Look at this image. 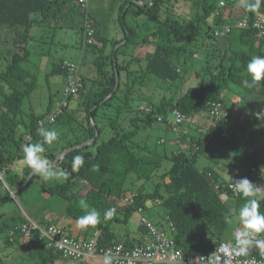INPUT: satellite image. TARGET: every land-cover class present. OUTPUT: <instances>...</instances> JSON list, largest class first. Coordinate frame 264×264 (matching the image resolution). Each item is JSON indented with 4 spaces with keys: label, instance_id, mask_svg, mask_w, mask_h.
Returning <instances> with one entry per match:
<instances>
[{
    "label": "trees",
    "instance_id": "trees-1",
    "mask_svg": "<svg viewBox=\"0 0 264 264\" xmlns=\"http://www.w3.org/2000/svg\"><path fill=\"white\" fill-rule=\"evenodd\" d=\"M69 1L0 0V33H2L0 46L6 47L9 44L7 49L0 51V172L4 173L3 180L10 188L20 186L31 173L29 168H24L21 175L12 170V165L23 157V147L43 140L38 134L40 128L37 123L40 118H44V115L31 118L25 125V133L20 132V122L17 119L23 97L31 89V86L24 90L18 89L20 82L27 76L21 70L20 63L30 54L27 47L30 38L28 33L32 27L37 24L42 25L50 16L56 19L61 16L63 19L69 14L66 11ZM165 1L151 0L149 4V1L143 0H123L118 7L117 17L124 32L123 39L107 40L97 36V31L91 28L93 30L91 43L85 42V46L92 47L91 53L97 60L94 79L91 84L85 86L84 78L80 75L78 92L68 98L67 107L52 123H59L65 128L66 140L63 144H57L52 148L44 144L45 151L42 155L53 163L56 156L65 149L90 142L93 138L94 140L89 145L72 148L56 161L55 165L66 174L63 182L50 185L39 176L32 175L28 184L36 182L45 193L63 198L67 202L66 217L70 219L78 220L80 216L86 214L85 209L78 204L79 200L84 199L90 208L100 213V222L94 226L81 228V238H86L96 230L100 232L101 244L113 245L118 242L114 239L111 219H105L104 214L107 209L112 208L109 204L111 198L119 200L131 194L125 187L128 175L134 174L143 180L152 177L167 178L165 182L158 181L155 184L156 191L160 185H163L165 196L137 194L135 204L124 210L123 217L126 219L133 209L143 207L145 200L151 198L163 207L164 220L167 226L170 224L174 227L171 236L179 248L189 254H208L215 245L223 241L222 235L229 225L225 222V216L229 214L230 209L238 210L244 200L238 195L230 205L221 202L218 197L221 190L215 189L212 184L218 175L210 168L199 170L195 165L197 156L212 144L230 146L233 138L247 142L257 136L264 138V113L261 117H257L258 113L264 112V80L250 89L242 84L248 61L256 55L264 57V36L257 37L250 29L235 27H231L226 35L213 36V27L206 24V20H212L211 22L218 25L222 12L235 0L231 2L228 0L225 7H219V0H212L211 3L203 0L194 11V19L191 22L195 25L189 29L186 28L187 25L189 26V21H180L172 15L169 16L174 4L164 7ZM255 2L256 0H253L250 3ZM133 6L137 11L132 10ZM262 10L263 3L255 11L244 9L243 18L252 19L256 12ZM161 11L165 12L164 15L162 14L163 18L157 19ZM215 11L219 12V17L213 16ZM129 14L132 18L146 14L157 21L152 25L154 30L148 32L142 39L146 43L152 42L153 50L146 52L142 57L133 55L129 62L124 63L118 61L117 57L121 46L137 43L138 26L130 27L127 24L126 17ZM86 20L89 24L90 21ZM202 23H205V28L201 31ZM79 30L83 32L84 22ZM124 40L125 42L120 44ZM96 43L99 46H96ZM107 45L111 47L109 53L106 52ZM5 53L8 59L3 63L2 58ZM131 64L138 68L130 71ZM178 66L180 69L177 68ZM123 69L128 73H136V79L152 75L159 83L168 85L179 80L185 81L193 74L200 80V84L196 87H187L175 100L163 94L158 104H147L150 111H143V117L130 118V124L134 126L133 130L124 131L121 127H115L113 135L107 141L98 144L101 129L95 123L94 117L100 106L109 105L111 99L116 96L120 87L119 74ZM53 71L61 73L64 77L59 64L54 63ZM116 73L118 85L112 93ZM229 83L241 88L240 98L247 102L249 107L245 122L239 126L232 122L230 112V123L227 126L214 124L207 115L209 103H222L218 95H209L208 91ZM111 93L112 95L109 96ZM256 104H259L260 108H256ZM127 105L128 99L125 95L124 106ZM145 106L141 110H144ZM173 109L183 113L186 118L202 111L209 119L207 128L209 137L202 133L181 135L180 141L185 140L187 148L185 149V146L181 148L180 143L175 140L174 144L180 147L171 151L170 156L158 154L139 145H131L132 137L139 130L141 122L168 125L165 117ZM159 116L163 117L161 122L157 121ZM224 130L231 131L232 135L221 138L220 133ZM95 131L98 133L96 136ZM62 137L59 134L58 138ZM78 155L83 156L84 164L78 170H74L73 158ZM254 157L255 152L252 151L249 169L253 165L257 166ZM164 160L170 161V166L159 174ZM207 173H210L211 177H208ZM258 173L259 170L256 172L257 176L255 174L252 179L258 177ZM156 191L153 193L156 194ZM5 198L7 197L3 199ZM260 211L264 213V199L261 201ZM112 219L120 220L118 217ZM157 226L165 228L160 224ZM140 227L143 230L141 225ZM15 233L17 235L13 236L12 243H21L18 230ZM231 242H234V234L231 236ZM124 244L129 245L125 242ZM30 256L35 258L32 264L53 263L60 258L53 250L33 243Z\"/></svg>",
    "mask_w": 264,
    "mask_h": 264
},
{
    "label": "rangeland",
    "instance_id": "rangeland-1",
    "mask_svg": "<svg viewBox=\"0 0 264 264\" xmlns=\"http://www.w3.org/2000/svg\"><path fill=\"white\" fill-rule=\"evenodd\" d=\"M123 0H87L85 7H81L78 0H70L66 7V11L69 13L63 19L59 16L57 19L48 17L42 25L37 24L32 27L28 35L30 36L27 47L29 49V56L27 59L20 63L21 70L27 74L26 77L18 85V89L24 90L28 86L31 89L23 97L20 111L17 119L20 122V132L25 133V125L29 123L33 117H41L44 115V120L48 113H50L55 106L64 98V77L61 73L53 71L54 63L60 65L63 60L73 61L79 64L80 75L83 76L85 86L91 84L95 76V61L96 57L91 53V46L86 45L83 39V32L79 30L80 25L88 19L90 22V28L97 31V36L106 38L107 40H120L124 38V32L120 28L118 17V7ZM149 0H145L148 2ZM203 0H166L163 6L174 4L170 10V15L176 17V19L189 21V26L186 28L194 27V23L191 22L194 19L195 9L202 4ZM209 3L212 0H207ZM169 2V3H168ZM199 3V4H198ZM195 6V7H194ZM133 11H137V8L133 6ZM165 13V12H164ZM164 13L160 12L159 17L163 18ZM163 14V15H162ZM86 17V18H85ZM157 20L149 18L146 14H141L138 17L132 18L129 14L126 17V22L130 27L138 26V33L136 36L137 43H128L126 46H121L120 52L117 53L118 61L129 62L131 56L142 57L146 52L153 50V43H146L142 41L143 36L148 32L154 30L152 25ZM212 20L207 19L206 24L212 25ZM146 22V24H144ZM142 26V27H141ZM205 28V23L201 24V31ZM2 32V31H1ZM2 33H0L1 36ZM2 41V40H0ZM122 41L120 44L124 43ZM0 46V51L7 49ZM96 46H99L96 43ZM2 49V50H1ZM111 50L110 45H107L106 52ZM4 54L3 63L6 62L8 56ZM197 59V58H195ZM138 66L131 64L130 71L137 69ZM180 69V67H177ZM200 84V80L191 74L185 81H176L170 85L159 83L152 75H147L145 78H137L136 73L126 72L125 69L120 71L119 74V90L115 97L110 101L109 105L100 106L95 117V123L100 127L101 133L97 141L98 144L107 141L114 133L115 127H121L124 131H130L134 129V126L130 124V118L143 117V106L147 107L151 104H158L159 98L164 94L166 97H172L175 100L187 87H196ZM168 86L170 87L168 89ZM209 95H218L221 101L229 112L231 113L232 122L239 126L245 122L249 107L247 102H244L240 96L242 90L240 87L229 83L227 85L220 86L216 90H209ZM125 95H127L128 105L124 106ZM50 102V108L48 104ZM256 108H260V105L256 104ZM139 109V110H138ZM145 112V111H144ZM169 120L172 119L171 114H167ZM189 129V133L198 134L202 133L208 136L207 128L209 125V119L202 112L198 111L192 116H189L185 122ZM41 127L47 129H55L62 138H58L53 144L48 145L49 148L57 146V144H63L66 140L67 131L59 123L48 124L45 123ZM39 126V128H41ZM65 136V137H64ZM25 137V136H24ZM71 136H69L70 138ZM26 138L27 135H26ZM176 136L171 127L165 123H153L148 124L141 122L139 124V130L132 137L131 145L144 147L148 150H154L158 154H165L170 156L171 151H175L176 146L174 141ZM185 140L180 141L181 148H187ZM135 148V147H134ZM255 152V161L257 166L256 172L259 170L258 177L264 181V138L263 136H257L251 141H243L240 138H233L230 146L224 147L220 144H212L205 151L197 156L196 167L201 170L204 168H210L214 170L216 175L224 177L226 182H230V178L235 177L237 173H245L249 169L250 154ZM21 163L22 158L17 160ZM170 161L164 160L160 168L162 170L168 169ZM258 167V168H257ZM56 171H61L59 166H54ZM221 173V174H220ZM257 176V174H256ZM255 178H258L256 177ZM254 178V179H255ZM66 176L60 177L56 180L47 181L48 184L53 185L63 182ZM167 178L152 177L146 180L137 178L134 174H130L125 182V187L130 191V195L133 194H154L159 196H165L166 192L163 185L155 190L156 182H165ZM32 184H37L32 182ZM163 184V183H161ZM40 186L39 184H37ZM156 191V194L153 193ZM9 192L5 188V182L0 178V197H7ZM258 199L264 198V194L258 195ZM63 199V198H62ZM15 202H18L19 195H15ZM61 200V199H59ZM122 199L114 200L110 199L109 204L112 208H115V215L112 217H118L120 220H114L111 218L110 225L113 229L114 239L120 243L134 244L136 241L142 242L145 233L140 227V217H146L151 223L155 225H162L167 227V222L164 220V209L160 203L152 201L151 198H147L142 207V212H138L133 209L129 216L125 219L121 214ZM159 201V198H158ZM62 202V200H61ZM60 203V201L58 202ZM17 204V203H16ZM19 206V204H17ZM9 207V212L12 213V218L6 221L7 229L0 233V245L4 246V240L9 232V229L14 224H19L18 212L16 208L12 207V203L7 204L6 207L0 209L6 211ZM19 208V207H18ZM120 210V211H118ZM85 211H87L85 209ZM125 219V220H124ZM77 222V220H74ZM52 226L58 225V223L51 222ZM58 227V226H56ZM239 225L236 223L229 224L222 235L223 241H230L231 236L235 231L239 230ZM61 228V227H60ZM63 229V228H62ZM67 233L68 228H64ZM82 235V234H81ZM2 251L0 250V257H2ZM35 260L34 257L24 256ZM12 263V259H10ZM18 264L19 260H16ZM48 264H77L69 259L58 258L53 263Z\"/></svg>",
    "mask_w": 264,
    "mask_h": 264
},
{
    "label": "built area",
    "instance_id": "built-area-1",
    "mask_svg": "<svg viewBox=\"0 0 264 264\" xmlns=\"http://www.w3.org/2000/svg\"><path fill=\"white\" fill-rule=\"evenodd\" d=\"M230 2L233 0H229ZM228 0H219V7H225ZM81 7H85L87 0H78ZM139 4H142L139 2ZM219 17L218 11L213 14ZM214 37H220L230 32L231 27L239 29H250L255 32L257 37L264 36V3L263 10L256 12L252 19L242 18L233 25L215 26L212 24ZM93 30L87 23H84L83 39L87 44L91 43V35ZM60 68L64 74V98L48 113L44 120L38 121V126L45 123H54L56 117L63 113V109L67 107L68 98L78 92L81 83L79 72V64L73 61L63 60ZM145 112H149L150 108L145 107ZM167 114H171L172 119L169 120ZM166 114V123L170 125L176 136V142L180 143L179 136L189 133V129L184 125L186 116L180 111L173 109ZM208 117L214 124L227 126L230 123L229 111L221 102H212L208 105ZM163 117L159 116L157 121H162ZM232 135L231 131L224 130L220 133L221 138H228ZM248 177H246L247 175ZM246 174L237 173L234 179L246 177L252 182V178L256 174V168L250 167ZM211 177L210 173H207ZM213 187L221 190L218 197L224 204L230 205L233 199L238 196L234 193L230 182H226L222 175H218L217 179L212 182ZM136 194L122 198V209L134 205ZM138 212H142V207H137ZM140 225L143 228L145 237L142 242L125 245L124 243H116L113 245L101 244V235L99 231L94 230L86 238L72 236L66 233L62 228L52 225H40L32 220L25 221L17 230L20 234V241L25 245H42L53 250L61 258L69 259L77 264H104L105 257H111V264H264V255H262L255 247L250 248L247 255L238 256L230 253L229 246L234 242L221 241L215 245L208 254H189L179 248L171 236L175 230L172 225L167 228H160L151 223L146 217H140ZM264 236V233L261 234ZM13 241L12 238L9 239Z\"/></svg>",
    "mask_w": 264,
    "mask_h": 264
},
{
    "label": "clouds",
    "instance_id": "clouds-1",
    "mask_svg": "<svg viewBox=\"0 0 264 264\" xmlns=\"http://www.w3.org/2000/svg\"><path fill=\"white\" fill-rule=\"evenodd\" d=\"M151 0H149V4ZM264 0H256L250 3L248 0H241V6L246 11L258 10L260 4ZM245 79L242 84L245 88H253L262 80H264V57L260 55L253 56L245 66ZM261 113L257 117H261ZM38 134L43 138L42 142L26 144L23 147V157L21 161V173L24 168L31 169V175H37L44 181L56 180L66 176L61 171H56L50 161L45 158L42 153L45 151L44 144L51 145L58 139V132L55 129H47L41 127ZM84 164L83 156H75L73 158V169L78 170ZM230 178V186L234 193L238 194L244 203L238 210H229V214L225 216L227 224H238L239 230L234 233V243L229 246L230 253L238 256L247 255L250 248L255 247L264 255V213L260 211L261 201L257 198L260 192L259 187L249 181L246 177L233 179ZM79 206L86 209V214L80 216L77 225L81 228L94 226L100 222V213L86 203L84 199L79 200ZM115 208H109L104 214L105 219H111L115 215ZM104 264H111V257H105Z\"/></svg>",
    "mask_w": 264,
    "mask_h": 264
},
{
    "label": "crops",
    "instance_id": "crops-1",
    "mask_svg": "<svg viewBox=\"0 0 264 264\" xmlns=\"http://www.w3.org/2000/svg\"><path fill=\"white\" fill-rule=\"evenodd\" d=\"M143 1L145 2V0ZM251 1L253 0H248V2ZM70 5L71 3L67 4L68 7ZM244 14L245 11L244 8L241 6V0H235L233 3L228 4L226 9L222 12L221 19L219 20L218 25H215V23L214 25H233L235 22L243 18ZM206 137H209V135ZM184 144L186 145V143ZM20 168L21 163L19 164L18 161L12 165V170L18 173V175L22 174ZM246 173L247 171L242 174ZM3 175L4 173L0 172V178H2V180ZM252 183L259 187L260 192L258 193V195L264 194V181L261 180L260 177L253 179ZM19 187L20 186L16 188H10L5 183V188L8 190L10 195H8V199H3L4 197H0L1 210L2 208L6 207L8 203H10V205L12 203V207L16 208L17 212L19 213L18 216H16L19 219V224H14L11 226L8 234L6 235V239L4 240V246L0 245V250L2 251L1 253L3 257H0V264H16L17 259L19 260L18 264L34 263V260L24 258V256L26 255L27 257L30 256L32 245H25L23 243H12L9 241L10 238H13V236L17 235L15 233L17 231V228L28 220L37 222L40 225H51V222H54L56 224L58 223V225L55 226L61 227L63 228V230H65L64 228H68V234L76 237H82L81 227L77 225V222H75L74 219L66 217L67 202L64 199L57 195H49L45 193L37 184L27 183L25 187ZM15 195H19L18 202H15L14 200ZM59 199H61L62 202ZM263 199L264 198L260 199V201H262ZM59 201L60 203H58ZM16 203L19 204V206H17ZM123 212L124 210L121 209V214H123ZM10 218H12V213L9 212V207L7 208V212L1 211L0 233L4 232L7 229L8 225H6V221L8 222ZM8 242L12 244H9ZM10 259L13 260L12 263H10Z\"/></svg>",
    "mask_w": 264,
    "mask_h": 264
},
{
    "label": "water",
    "instance_id": "water-1",
    "mask_svg": "<svg viewBox=\"0 0 264 264\" xmlns=\"http://www.w3.org/2000/svg\"><path fill=\"white\" fill-rule=\"evenodd\" d=\"M117 76H118V75H117V73H116V74H115V86H114V88H113L112 93L116 90L117 85H118V83H117L118 77H117ZM112 93H111L109 96H111ZM97 134H98V133L95 131V136H96ZM93 140H94V138H93L90 142H85V143H82V144H80V145H78V146H74V147H72V148L83 147V146H85V145H89V144H91V143L93 142ZM72 148H67V149H65L64 151H62L61 154H59L58 156H56L54 162L52 163L53 166H55V163H56V161H58V159H61V158L64 156V154H66V153H67L69 150H71ZM31 176H32V175H31V173H30V174L26 177V179L24 180V182L20 185L19 188H23V187H25V186L27 185V183L29 182V179H30ZM14 192H15V191H14ZM14 192H13V193H14Z\"/></svg>",
    "mask_w": 264,
    "mask_h": 264
}]
</instances>
